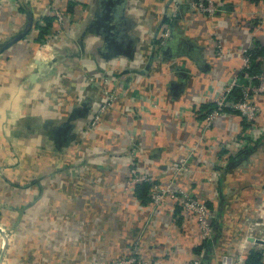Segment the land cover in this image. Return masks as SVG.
<instances>
[{"label":"crops","instance_id":"0c3cea01","mask_svg":"<svg viewBox=\"0 0 264 264\" xmlns=\"http://www.w3.org/2000/svg\"><path fill=\"white\" fill-rule=\"evenodd\" d=\"M189 1L171 17L174 0H0V264H113L134 251L181 264L200 249L201 264H264V97L254 124L230 112L204 129L194 112L240 71L242 49H264L262 6L214 0L207 16ZM53 8L66 21L42 61ZM108 88L113 105L79 141ZM190 146L195 164L174 175ZM143 173L205 202L211 238L173 200L137 190Z\"/></svg>","mask_w":264,"mask_h":264},{"label":"built area","instance_id":"2783aa9c","mask_svg":"<svg viewBox=\"0 0 264 264\" xmlns=\"http://www.w3.org/2000/svg\"><path fill=\"white\" fill-rule=\"evenodd\" d=\"M16 3V0H11ZM262 6L261 12L264 15V0H259ZM182 2L181 0H174V7L171 10V17H176V11L178 10V5ZM191 9L198 11L200 13L206 14L207 16H212L219 10V4L214 0H190L189 1ZM54 24L51 36L47 37L43 42H41L36 50V55L42 61H50L55 58V49L50 43L51 37H57L62 33V28L65 25V15L64 13L53 8ZM169 34V29H164L161 32L162 37H166ZM220 48V47H219ZM250 49L245 48L239 52L241 56V68L240 71L229 78L223 86L219 87L213 92L211 100V108L206 110L203 114V128L209 129L220 117H225L230 114V112H238V114L246 120L248 123H253L259 111V107L254 101L253 96L262 95L264 96V64L259 72H253L252 58ZM112 78V77H111ZM111 78L104 74L101 76L102 81L105 84L112 82ZM237 88L240 90V95L232 96L233 90ZM211 89V87H210ZM211 93L212 91L209 90ZM105 101L97 107L94 112L91 121H89L83 128L79 131V141H82L87 134V131L94 129L96 125L102 119L104 111L113 105L116 99V95L113 89H105ZM159 101L156 99L152 100L150 103L151 107H157ZM250 141H252L249 138ZM252 143V142H251ZM241 144L245 145L246 142L243 140ZM250 144V143H249ZM195 146H190L188 148L187 156L183 157L173 168L174 175L178 173L190 172V165L195 163L194 155ZM137 148L136 145H130L128 155L129 160L133 161L136 156ZM132 173H135V169H131ZM132 183L145 182L150 185L148 190V196L154 206L162 204L165 199H171L176 204H179L183 211L193 215L198 223L200 235L202 239L207 240L211 238L213 233V225L211 222V212L207 204L192 194L184 190L183 188L177 186L173 181L167 185H160L155 181L149 179L146 174L134 175ZM252 233H245L244 239L251 238ZM256 242L264 243L261 238L255 239ZM158 261H153L150 258L143 256L141 253L134 251L125 257H121L113 262V264H158ZM172 264V263H171ZM181 264H201V256L198 255L193 259L186 261ZM219 264H248L242 255L237 258H232L230 255H221Z\"/></svg>","mask_w":264,"mask_h":264},{"label":"trees","instance_id":"16d2710c","mask_svg":"<svg viewBox=\"0 0 264 264\" xmlns=\"http://www.w3.org/2000/svg\"><path fill=\"white\" fill-rule=\"evenodd\" d=\"M50 29H52V24H51V22H49V23H47V25H45V28H43L42 30H41V36H43L44 38H45V35H46V33L48 32H50ZM250 52H251V58H252V67H251V70L253 71V72H259L260 70H261V68H262V66H263V64H264V49H261V50H259L258 48H251L250 50H249ZM238 95H240V90L239 89H237V88H235L234 90H233V92H232V96L234 97H236V96H238ZM262 96V95H261ZM264 97V96H263ZM211 105L212 104H206V105H204V107L202 108L203 110L202 111H200L201 109H196L194 112H195V114H198L199 112H203V114H204V112L206 111V110H208V109H210L211 108ZM235 113H237L238 114V112H235ZM202 114V115H203ZM255 121H256V119H255ZM195 164V163H194ZM138 184V187H137V190H140V191H142V192H148V190H149V187H150V185L148 184V183H145V182H140V183H137ZM202 238V237H201ZM203 241H205L204 239H202ZM199 254H201V249L198 251V255ZM197 255V256H198Z\"/></svg>","mask_w":264,"mask_h":264}]
</instances>
